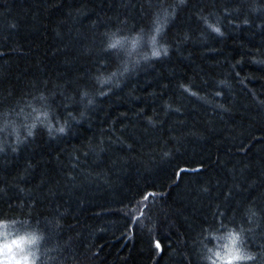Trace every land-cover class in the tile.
<instances>
[{
	"label": "trees",
	"instance_id": "1",
	"mask_svg": "<svg viewBox=\"0 0 264 264\" xmlns=\"http://www.w3.org/2000/svg\"><path fill=\"white\" fill-rule=\"evenodd\" d=\"M0 221L37 264H208L228 230L264 264V0H0Z\"/></svg>",
	"mask_w": 264,
	"mask_h": 264
},
{
	"label": "clouds",
	"instance_id": "2",
	"mask_svg": "<svg viewBox=\"0 0 264 264\" xmlns=\"http://www.w3.org/2000/svg\"><path fill=\"white\" fill-rule=\"evenodd\" d=\"M213 31L222 35L218 28H213ZM164 54H167V49H164ZM152 55L159 57L160 51L154 49ZM3 223L0 221V224ZM41 239L42 237L35 233L18 234L13 237L0 230V264H37L40 259L38 244ZM213 239L218 243L208 250V264H240L242 261H250L255 258L244 252L241 247L242 235L235 230H228L222 235L213 236Z\"/></svg>",
	"mask_w": 264,
	"mask_h": 264
},
{
	"label": "rangeland",
	"instance_id": "3",
	"mask_svg": "<svg viewBox=\"0 0 264 264\" xmlns=\"http://www.w3.org/2000/svg\"><path fill=\"white\" fill-rule=\"evenodd\" d=\"M0 230H3L5 232L9 233L13 237L16 236V235H18V233L14 232L13 230L7 229L5 226L4 227L3 226H0Z\"/></svg>",
	"mask_w": 264,
	"mask_h": 264
},
{
	"label": "snow or ice",
	"instance_id": "4",
	"mask_svg": "<svg viewBox=\"0 0 264 264\" xmlns=\"http://www.w3.org/2000/svg\"><path fill=\"white\" fill-rule=\"evenodd\" d=\"M157 31H159V29L157 30ZM118 43V42H117ZM116 45L115 44H113L112 45V47H115ZM115 74V73H114ZM46 115V114H45ZM157 247H159V244H157Z\"/></svg>",
	"mask_w": 264,
	"mask_h": 264
}]
</instances>
